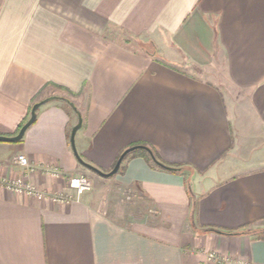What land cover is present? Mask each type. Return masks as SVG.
<instances>
[{
	"label": "crops",
	"instance_id": "obj_1",
	"mask_svg": "<svg viewBox=\"0 0 264 264\" xmlns=\"http://www.w3.org/2000/svg\"><path fill=\"white\" fill-rule=\"evenodd\" d=\"M49 97L0 141V174L93 183L68 204L0 187V264H264V158L241 152L264 145V0H0V135ZM77 111L84 162L144 144L181 170L134 150L97 175L71 150Z\"/></svg>",
	"mask_w": 264,
	"mask_h": 264
},
{
	"label": "built area",
	"instance_id": "obj_2",
	"mask_svg": "<svg viewBox=\"0 0 264 264\" xmlns=\"http://www.w3.org/2000/svg\"><path fill=\"white\" fill-rule=\"evenodd\" d=\"M16 165L20 168H24L27 172H33V168L28 164V159L25 155L20 154L15 157ZM43 171L50 175L51 177L59 178L60 172L55 168H46ZM92 186V181L86 175H75L67 178V188L70 192H48L46 190L38 189L32 182L23 176H17L13 178H6L0 174V187H4L7 191L13 192L19 195H26L38 200L49 199L51 202L56 204H68L73 201L79 200L80 195L87 190H90ZM131 198L126 195L125 199ZM228 257L219 256L214 251H209L207 253V260L210 263L218 264L224 261H228ZM237 264H245L243 260H237Z\"/></svg>",
	"mask_w": 264,
	"mask_h": 264
},
{
	"label": "water",
	"instance_id": "obj_3",
	"mask_svg": "<svg viewBox=\"0 0 264 264\" xmlns=\"http://www.w3.org/2000/svg\"><path fill=\"white\" fill-rule=\"evenodd\" d=\"M50 98L52 97H49V98H46V99H41L40 101H37L35 102L31 109H30V115L28 117V119L25 121V123L23 125H21V127L19 128L18 132L13 135V136H5V135H0V141H7V142H14V141H18L20 140L21 137H23L24 135V132L26 131V129L28 128V125L32 124V122H34V119L36 117V111L38 110V108L45 102H47L48 100H50ZM70 105L71 107H73L75 109V106L73 105V103L70 102ZM76 110V109H75ZM77 116H78V120H77V123H75V125L72 127L71 129V133H70V145H71V150L74 154V156L76 157V159L78 160L77 162L80 163L81 165H83L84 167H86L87 169L93 171L94 173H96L97 175H101L102 177H111L113 176V174L115 175V173L118 171L120 165H121V162L122 160L124 159V157L134 151V150H138V149H142V150H145L149 156L151 157V160L157 164L158 166L160 167H163L164 170L165 169H168V170H173L174 168L172 167H169V166H166L164 165L162 162H160L159 160L155 159V156L153 154V152L148 148V147H145L144 145H134V146H130V147H127L124 151H122V153L119 155L118 159L115 160V164L114 166L112 167V169L108 172H103L101 171L100 169L90 165L89 163L87 162H84V160L80 157V155L78 154L77 150L75 149V142H74V135L76 133V131L81 127V123H82V117L80 115V113L77 111Z\"/></svg>",
	"mask_w": 264,
	"mask_h": 264
},
{
	"label": "rangeland",
	"instance_id": "obj_4",
	"mask_svg": "<svg viewBox=\"0 0 264 264\" xmlns=\"http://www.w3.org/2000/svg\"><path fill=\"white\" fill-rule=\"evenodd\" d=\"M256 144H258V145H255L250 150L241 151L242 154L244 153L243 156L247 157V159H249V158L252 159V161L263 159L264 158V145L262 143H256ZM250 146H252V144ZM81 175H86V173H81ZM86 176L90 178L89 175H86ZM90 180L93 183V180L91 178H90ZM124 196H125L124 193H119V198L118 199L121 200L122 203H124V204H126V205H128L130 207V209L128 211H126L128 213L126 215L133 216L134 215L133 211H135V209L137 207L139 208V205H138V203H137V201L135 199L126 200V199H124Z\"/></svg>",
	"mask_w": 264,
	"mask_h": 264
},
{
	"label": "trees",
	"instance_id": "obj_5",
	"mask_svg": "<svg viewBox=\"0 0 264 264\" xmlns=\"http://www.w3.org/2000/svg\"><path fill=\"white\" fill-rule=\"evenodd\" d=\"M135 145H137V144H135ZM138 145H144V144H138ZM131 146H134V145H131ZM144 146L146 147V145H144ZM148 148L153 152V154L155 156V159H157L158 157L156 156V154L154 153V151L150 147H148ZM135 153L136 154H140V155L144 156L146 158V160L151 161V157L149 156V154L145 150H142V149L141 150H137ZM172 168H174L173 171H177V170H181L182 167L177 166V167H172ZM209 230H212V229H209ZM213 231L217 232L218 234L221 233V234H227V235H242V234H247L249 232H252V230H250L248 228H243V229L236 230V231H232V232L231 231L224 232V231H220V230L218 231L217 229H213Z\"/></svg>",
	"mask_w": 264,
	"mask_h": 264
}]
</instances>
